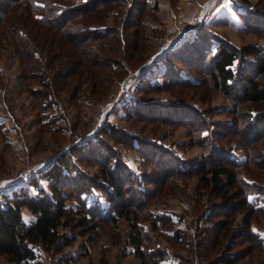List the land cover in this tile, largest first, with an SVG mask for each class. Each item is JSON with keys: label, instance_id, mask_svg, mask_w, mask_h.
Here are the masks:
<instances>
[{"label": "rangeland", "instance_id": "obj_1", "mask_svg": "<svg viewBox=\"0 0 264 264\" xmlns=\"http://www.w3.org/2000/svg\"><path fill=\"white\" fill-rule=\"evenodd\" d=\"M148 1L149 5L142 8L138 48L121 46L113 32H109L111 39L106 37L103 42H94L92 48L89 43L84 44L85 50H93L89 53L94 56L95 65L89 68L95 69L99 77L96 80L83 75L76 92L63 91L58 96H43V85L38 78L28 77L24 82L22 61L16 48L20 35L13 36L9 28L0 30V193L21 187L37 193L36 187L29 185L30 180L37 178L61 152H69L74 143L96 144L100 140L97 136L100 129L114 127L124 133L121 142L114 141L106 132L102 136L109 138L113 148L119 151V157L137 173L139 181H143L144 174L160 178L149 184V189L155 187L153 198L143 197L140 203L143 206L137 211L141 216L138 222L145 226V247L164 251L161 264H223L225 253L236 254V258L226 264H264V190L253 184L254 178L264 182V176L260 177L262 163L257 165L259 167L250 166L249 172L242 169L248 181V199L259 211L251 213L247 208H240L234 220L225 223L223 216L214 213L220 206L218 196L202 185L198 174L164 177L161 166L149 162L139 149L142 143L152 145L150 149L156 147L175 153L184 160L200 159L205 150L194 139L190 127L182 121L148 119L147 112L146 118L137 115L142 109L148 111L150 103H159L162 112L171 113L177 106L190 102L206 112L204 116L212 126L231 122L233 116L225 110L232 107L231 98L205 82L203 89L167 86L175 76L199 81L177 64L174 55L188 53L190 49L185 50V47L202 37L210 39L212 47L225 40L237 48L255 46L264 50V17L257 14L264 12V0H250V3L245 0ZM28 9L29 6L22 3L17 13L27 15ZM128 10L127 1L113 3L101 20H88L81 23V27L106 26L110 31L124 22ZM138 12L141 13V9L135 8L132 16ZM128 22L131 25L124 31L130 40L128 33L134 26L133 22ZM20 29L26 34L30 31L23 25ZM38 57L40 60L35 59L33 67L36 63L42 65L41 55ZM27 68L31 73L33 68ZM39 75L43 79L42 74ZM51 75L53 71L49 70L45 80ZM197 76L206 79L200 74ZM155 85L164 88L156 92L143 90ZM233 141L230 157L244 162L245 151L234 146L235 138ZM128 142L132 145H127ZM255 147L264 150V142H258ZM105 153H110L108 148L95 156L103 160ZM102 164L98 160L87 164L83 161L78 168L84 175L75 181L90 186L89 177L97 175ZM40 181L47 186L46 180ZM82 195L86 203L74 193L69 197L64 195L67 208L79 211L87 205L89 217L93 218L94 214L95 219L108 217L110 201L102 188L92 186ZM152 216L164 220H157L156 224ZM246 217L252 221V230L259 240H248L243 233ZM24 219L28 223L33 218L24 214ZM219 225L224 229L218 230ZM227 226L228 231H225ZM59 231L61 238L74 235L73 242L60 252L40 247L37 251L40 264H141L142 260L132 252L129 235L133 228L125 217L100 222L92 231L90 226L76 225H62ZM169 236H178V240ZM0 264L19 263L0 254Z\"/></svg>", "mask_w": 264, "mask_h": 264}, {"label": "trees", "instance_id": "obj_2", "mask_svg": "<svg viewBox=\"0 0 264 264\" xmlns=\"http://www.w3.org/2000/svg\"><path fill=\"white\" fill-rule=\"evenodd\" d=\"M125 1L129 2L130 11L128 10L120 26L110 31L106 26L81 27V23H86L88 20H91L90 22L101 20L113 3ZM245 1L250 3V0ZM22 3L30 8L28 14L24 16L17 13ZM149 3L148 0H0V30L9 28L13 36L20 35L24 40L19 38L16 40L17 52L23 66L24 82L28 77L38 78L43 85V96H58L63 91L76 92L83 75L97 80L98 73L95 69L89 68L90 65H95L94 56L89 50L92 48V43L103 42L106 37L111 39L109 32H113L121 46L138 48L143 18L142 8ZM135 8L141 9V13L132 16ZM257 14L264 17L263 11ZM128 21L133 22L134 26L131 32L128 31L131 35L130 40H127L124 31L125 27L131 25ZM20 25L29 27L30 31L26 34L20 29ZM209 41L210 39L203 37L196 39L185 47V50L189 47L188 53L174 55L177 64L199 81L177 78L174 74L172 76L175 77L167 86L203 89L205 82L231 98L232 107H226L225 110L232 114L233 120L212 126L204 116L206 112L190 102L182 104L181 107L177 106V109L172 110L171 113L162 112L159 103H150L147 104L148 111L140 110L137 113L138 117L146 118L148 113L150 114L148 119L185 122L190 127L194 139L203 145L201 146L205 151L200 159L184 160L169 151L156 147L150 149L152 145L141 143L139 149L144 152L149 162L161 166L164 177L169 174L178 176L198 174L202 185L207 190L215 192L220 200L217 204L220 206L214 213H219L218 217L223 216L227 223L229 220H234L240 208H247L251 213L259 211L248 199V181L242 169L249 172L250 166L262 163L260 177L264 176L261 174L264 172V150L255 147L258 142H264V50L255 46L237 48L225 40L212 47ZM87 43L91 48L85 50L84 44ZM39 54L44 65L43 62L42 65L36 63L33 67L32 62L35 59L40 60ZM27 67L33 68L31 73ZM49 70L53 71V75L45 80ZM193 72L205 76L206 79H200ZM39 74H42L43 79ZM163 88V85H155L146 86L143 90L156 92ZM151 110L155 113H150ZM181 112L184 115H179ZM162 113H165L166 117ZM105 132L114 141H122L124 133L117 128L100 129L97 133L100 139L98 143L90 142L85 145L74 143L69 152H61L37 178L30 180L29 185H34L37 193L34 194L31 189L22 187L0 193V254L19 264H40L37 261V251L40 247L60 252L73 242L74 235L61 238L59 228L62 225L71 227L76 225L80 228L90 226L92 231L100 222H113L119 217H125L133 228V232L129 235L132 252L142 260L141 264H161V259L165 256L164 251L145 247V226L141 221L138 222L141 216L137 211V208L143 206L140 205L143 203L141 201L143 197L147 200L153 198L155 187L149 189V184L160 181V178H155V175L149 178L144 174L143 181H139L137 173L119 157V151L113 148L109 138L102 136ZM233 138L237 140L234 146L246 153L244 162L239 163L230 157ZM127 145L132 144L128 142ZM107 148L110 153L108 155L105 153V159L101 160L95 156L99 155L100 150ZM257 156H260L261 160L257 159ZM93 160L102 162L103 166L97 175L93 178L89 177L90 186L76 182L75 178L81 179L84 175V171L78 168L81 163L84 161L87 164ZM42 179L48 182L47 186L41 183ZM253 184L264 190V182L261 179L254 178ZM96 185L106 192L110 201L106 219L101 216L95 219V214L93 218L89 217L87 205L81 207L79 211L67 208L64 195L69 197L74 193L75 197L86 203L82 194ZM25 207L35 216L31 224L24 219ZM149 212L151 214V211ZM152 218L156 224L157 220H164L159 216ZM243 221V233L246 238L259 240L252 230V221L248 217ZM154 226L157 228L155 223ZM229 226L225 231H228ZM221 229H224V226L219 225L218 230ZM174 237L169 236L177 241L178 236ZM61 240H63L62 247H60ZM235 258L236 254L225 253L223 264L230 263Z\"/></svg>", "mask_w": 264, "mask_h": 264}, {"label": "crops", "instance_id": "obj_3", "mask_svg": "<svg viewBox=\"0 0 264 264\" xmlns=\"http://www.w3.org/2000/svg\"><path fill=\"white\" fill-rule=\"evenodd\" d=\"M23 212H24L25 215L27 214V216H28L30 219L33 218L31 221L28 222L29 224H31V223L35 220V216H34L33 213H32L28 208H26V207L23 209Z\"/></svg>", "mask_w": 264, "mask_h": 264}]
</instances>
